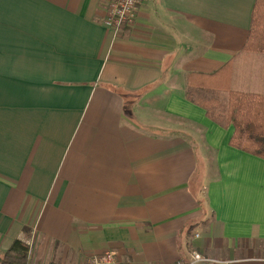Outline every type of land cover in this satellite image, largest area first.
<instances>
[{
    "label": "crops",
    "instance_id": "1",
    "mask_svg": "<svg viewBox=\"0 0 264 264\" xmlns=\"http://www.w3.org/2000/svg\"><path fill=\"white\" fill-rule=\"evenodd\" d=\"M109 1L0 0V255L264 264V159L187 97L192 74L264 87L256 0H141L118 34Z\"/></svg>",
    "mask_w": 264,
    "mask_h": 264
},
{
    "label": "trees",
    "instance_id": "2",
    "mask_svg": "<svg viewBox=\"0 0 264 264\" xmlns=\"http://www.w3.org/2000/svg\"><path fill=\"white\" fill-rule=\"evenodd\" d=\"M243 52L264 56V0H256ZM227 76L189 75L187 97L203 107L211 120L224 127L234 126L231 146L264 159V87H235ZM0 264H31L30 246L15 239L0 255Z\"/></svg>",
    "mask_w": 264,
    "mask_h": 264
},
{
    "label": "built area",
    "instance_id": "3",
    "mask_svg": "<svg viewBox=\"0 0 264 264\" xmlns=\"http://www.w3.org/2000/svg\"><path fill=\"white\" fill-rule=\"evenodd\" d=\"M141 0H110L107 7L105 25L116 34L125 27L131 26L136 18ZM212 262L215 259L203 255L197 250L190 252L185 260L175 264H197L199 262ZM81 264H119L115 251L107 249L101 253L91 255L86 262Z\"/></svg>",
    "mask_w": 264,
    "mask_h": 264
},
{
    "label": "rangeland",
    "instance_id": "4",
    "mask_svg": "<svg viewBox=\"0 0 264 264\" xmlns=\"http://www.w3.org/2000/svg\"><path fill=\"white\" fill-rule=\"evenodd\" d=\"M32 253V252H31Z\"/></svg>",
    "mask_w": 264,
    "mask_h": 264
}]
</instances>
